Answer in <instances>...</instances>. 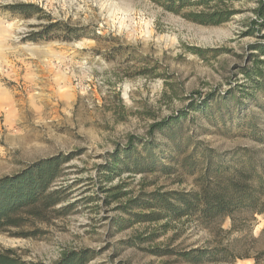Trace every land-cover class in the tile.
I'll return each instance as SVG.
<instances>
[{
    "label": "rangeland",
    "instance_id": "1",
    "mask_svg": "<svg viewBox=\"0 0 264 264\" xmlns=\"http://www.w3.org/2000/svg\"><path fill=\"white\" fill-rule=\"evenodd\" d=\"M16 4H34L54 21L82 29L79 40H28L48 20L7 10ZM256 6L257 0L237 2L231 21L202 26L150 0H0V178L42 159L73 157L57 186L68 192L59 206L67 213L30 219L19 230L27 238L0 233V249L25 264H55L86 249L96 254L89 264H188L178 254L196 248L222 247L238 257L264 250V215H238L236 228L230 218L208 226L187 218L135 222L136 214L158 211L130 209V201L196 187L182 171L124 173L111 181L103 171L131 137L165 163L154 148L162 135L150 134L151 127L188 113L182 122L197 143L220 154L248 149L264 165V144L238 132L258 109L237 107L231 95L244 83L242 68L260 41L245 34ZM196 50L209 52L204 59ZM212 96L225 103V122L190 111L194 100ZM255 117L264 133V116Z\"/></svg>",
    "mask_w": 264,
    "mask_h": 264
},
{
    "label": "trees",
    "instance_id": "2",
    "mask_svg": "<svg viewBox=\"0 0 264 264\" xmlns=\"http://www.w3.org/2000/svg\"><path fill=\"white\" fill-rule=\"evenodd\" d=\"M165 12L182 16L186 20L202 26H221L228 23L238 13L232 9L237 2L244 0H150ZM7 10L22 19L47 18L45 25H39L40 31L30 32L27 39L63 41L79 40L82 29L73 28L61 21H54L34 4H16ZM254 16L246 21V35L260 39L251 46L256 53L251 54L248 65L242 68L244 83L237 85L231 94L237 107L250 104L258 111L244 122L239 134L251 136L264 144V133L258 128L256 115L264 116V0H257ZM44 15V17H42ZM197 55L206 58L209 51L196 50ZM212 96L204 103L197 100L190 105V111L208 119L219 115L225 122L224 108L221 102ZM217 109L213 111V103ZM189 115V113H188ZM183 117H170L151 127L150 134L162 135V143L155 150L165 156L166 162L151 152V146L130 138L125 150H118L111 157L103 171L108 172L106 180L111 181L124 173L145 174L160 172L173 175L184 172L195 180V188L189 192L170 191L152 193L130 201L129 208L154 209L158 212L136 214L135 222H155L161 219L179 221L192 219L208 226L226 218L233 220L236 228L238 215H264V165L248 149H238L228 154H220L213 149L197 143L183 125ZM195 120L196 118L193 117ZM225 129L227 128L224 123ZM73 159L72 155H57L42 159L26 167L16 175L0 178V233H10L13 237H30L23 229L30 219L46 221L51 213L65 215L68 207L59 208L68 202L65 189L57 188L64 177V165ZM69 206V205H68ZM132 214V213H129ZM17 230L18 232H13ZM179 259L188 264L208 262H233L237 258H251L255 264L264 263V250L254 256L238 257L222 247L213 249L196 248L178 254ZM96 254L86 249L65 253L55 264H89ZM0 264H25L15 257L12 250L0 249Z\"/></svg>",
    "mask_w": 264,
    "mask_h": 264
}]
</instances>
